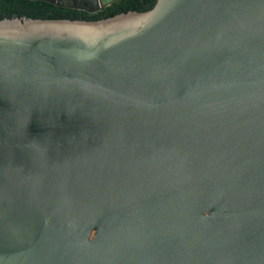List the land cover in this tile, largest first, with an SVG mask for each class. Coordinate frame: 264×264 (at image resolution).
Listing matches in <instances>:
<instances>
[{
    "label": "water",
    "instance_id": "95a60500",
    "mask_svg": "<svg viewBox=\"0 0 264 264\" xmlns=\"http://www.w3.org/2000/svg\"><path fill=\"white\" fill-rule=\"evenodd\" d=\"M66 1L0 11V264H264V0Z\"/></svg>",
    "mask_w": 264,
    "mask_h": 264
},
{
    "label": "trees",
    "instance_id": "16d2710c",
    "mask_svg": "<svg viewBox=\"0 0 264 264\" xmlns=\"http://www.w3.org/2000/svg\"><path fill=\"white\" fill-rule=\"evenodd\" d=\"M152 0H113L97 10L147 9ZM79 10L39 0H0V11Z\"/></svg>",
    "mask_w": 264,
    "mask_h": 264
},
{
    "label": "flooded vegetation",
    "instance_id": "af4514ba",
    "mask_svg": "<svg viewBox=\"0 0 264 264\" xmlns=\"http://www.w3.org/2000/svg\"><path fill=\"white\" fill-rule=\"evenodd\" d=\"M61 3H63V5L62 6H65V7H69L68 6V2L66 1V0H61ZM73 4H76L75 2H72ZM72 3H69V4H72ZM100 8V7H99ZM98 8V9H99Z\"/></svg>",
    "mask_w": 264,
    "mask_h": 264
}]
</instances>
